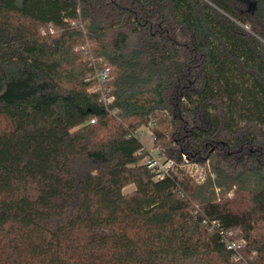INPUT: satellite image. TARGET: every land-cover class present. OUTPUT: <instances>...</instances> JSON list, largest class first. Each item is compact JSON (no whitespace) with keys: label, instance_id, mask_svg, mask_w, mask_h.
Returning <instances> with one entry per match:
<instances>
[{"label":"trees","instance_id":"16d2710c","mask_svg":"<svg viewBox=\"0 0 264 264\" xmlns=\"http://www.w3.org/2000/svg\"><path fill=\"white\" fill-rule=\"evenodd\" d=\"M0 264H264V0H0Z\"/></svg>","mask_w":264,"mask_h":264},{"label":"rangeland","instance_id":"374dc122","mask_svg":"<svg viewBox=\"0 0 264 264\" xmlns=\"http://www.w3.org/2000/svg\"><path fill=\"white\" fill-rule=\"evenodd\" d=\"M43 32H46V30H44ZM87 49H82L84 54L87 53L86 50H90L89 46H86ZM113 77H111L112 80ZM110 82L107 85V88H110L109 86ZM139 136L140 139L142 140L143 144H144V148L146 150V156L144 157L143 162L144 163H150L153 162L154 165L153 167H155V170L157 172L165 170L166 169V163L169 161L166 159L162 149L160 148V146L157 145V143L155 142V134H154V129L151 127V125L148 126H141L139 128ZM194 176H196V178L200 181H204L207 177V173L205 170L204 166H193L192 167ZM135 190V186L134 185H129L124 189V192L127 194H131L133 193ZM237 196H233V193H230V195H228L229 199H235ZM234 240L238 243L243 245V247L246 245V242L244 240H241L238 236V233H234ZM242 253V250H241Z\"/></svg>","mask_w":264,"mask_h":264},{"label":"built area","instance_id":"2783aa9c","mask_svg":"<svg viewBox=\"0 0 264 264\" xmlns=\"http://www.w3.org/2000/svg\"><path fill=\"white\" fill-rule=\"evenodd\" d=\"M86 54H88L87 60L91 62V66L93 67V74H92L91 79L95 81V86L92 89V91L99 92L101 94L102 101L104 102L106 106H108L109 103L113 101V97L108 96V91H107V83H109L111 80V69L110 68L98 69L95 64V60L92 54L90 53V51L87 50ZM150 164H151V167L155 169V167H153L154 163L150 162ZM172 165H173L172 161L169 160L166 163V169L159 171L158 173H160L161 175L168 173ZM213 225L214 227L219 226V224L217 223H214ZM221 234H222V238L226 244L227 249L233 253L235 260H241L243 258L242 253H241L243 245L238 244L235 240L231 238L233 235L232 232H228L227 234L221 232Z\"/></svg>","mask_w":264,"mask_h":264}]
</instances>
